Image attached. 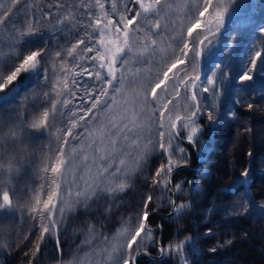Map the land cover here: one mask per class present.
Here are the masks:
<instances>
[{"label": "snow or ice", "instance_id": "obj_1", "mask_svg": "<svg viewBox=\"0 0 264 264\" xmlns=\"http://www.w3.org/2000/svg\"><path fill=\"white\" fill-rule=\"evenodd\" d=\"M12 2L15 6L19 0ZM228 5L232 11L224 0H55L45 5L39 19H26L20 28L9 27L11 8L0 13V26L13 35L9 51H0V102L14 100L31 84L47 89L18 102L23 114L13 108L0 115V220L26 212L40 233L39 252L45 236L59 233L78 206L87 207L104 195L115 201L129 187L125 181L150 160L160 161L152 170V185L169 189L174 168L187 159L183 141L199 143L198 121L216 120L215 105L202 99L209 92L218 96V81L229 77L223 68L219 76L202 75L197 62L221 46L225 16L232 15L240 0H228ZM65 29L80 37L70 46L55 39ZM258 31L264 34V26ZM233 43L224 41L222 50H231ZM253 47L254 42L249 53ZM258 70L264 71L261 51L246 55L231 80L244 86ZM45 134L50 144L38 173L43 183L21 188L17 177L28 148ZM248 176L245 170L237 182L246 183ZM175 188L181 190L179 184ZM153 202L145 194L118 235L104 237L101 264H138L141 247L147 254L146 242L153 241ZM170 203L177 214L188 207ZM88 231L99 238L94 226ZM212 235L207 228L204 236ZM191 244L186 237L161 247L160 254L171 253L175 264H187L183 250ZM73 264H82L81 259L74 258Z\"/></svg>", "mask_w": 264, "mask_h": 264}, {"label": "trees", "instance_id": "obj_2", "mask_svg": "<svg viewBox=\"0 0 264 264\" xmlns=\"http://www.w3.org/2000/svg\"><path fill=\"white\" fill-rule=\"evenodd\" d=\"M49 3L54 4L55 0H19L15 6L12 0H6V5L14 13L9 24L20 28L21 22L26 19L30 20L33 16L39 19L45 5ZM224 3L229 6L228 0H224ZM249 7L250 0H240V5L233 12H246ZM229 8L232 11V6ZM8 9L0 2V13ZM52 12L57 13L55 7ZM227 22L228 20L225 25ZM260 26H264V0H256V8L250 14L234 17L232 25L223 32L222 44L213 58L210 62H204V75L207 77L211 78L214 72L219 76L220 69L223 68L229 78L222 83L218 81L221 89L218 96L213 98V94L209 92L202 99L203 104L215 105V122L210 123L206 117L198 121L202 132L198 134L199 143L195 144L196 148L184 141L181 144V147L187 149V159L181 164L186 163L187 166L173 175L172 182L174 188L177 184L181 186L180 191L175 188L177 204H186L188 207L179 214L170 215L173 209L170 187L162 190L151 183L152 170L160 162L155 159L150 160L149 166L142 172L134 173L125 181L129 187L118 193L115 201L107 195L89 201L87 211L80 212L76 218L78 224L83 216L94 223L102 220L104 227L110 225V231L118 234L123 221L139 209L145 194L152 195L154 202L149 207L152 212L149 223L153 229V241H148L145 245L150 256L138 257V264H162L163 260L175 264L176 257L171 253L159 260L155 256L160 255L161 247L178 244L186 237L192 239V244L186 245L185 250L192 253L191 256L200 264L216 262L215 257H211L208 262L204 261L206 254L203 248L207 243H211L210 248L213 246L216 249L217 254L213 256L226 253L225 259L223 258L226 264L238 263L240 256L235 253L238 248L247 253L244 256L249 258V264H264V252L263 255L257 254L264 248V212L260 211L264 208V71L258 70L254 80L246 82L244 86L231 80L235 69L246 55L254 54L255 51L264 53V34L258 31ZM46 27L50 29L51 25ZM12 38L10 32L0 34V51L5 54L9 51L6 45ZM55 39L62 45L74 40L67 29L63 33H57ZM229 40L234 42L232 49L223 51V42ZM253 42L254 47L249 53V44ZM197 70L200 71V61L197 62ZM38 92L40 90L34 89L31 84L14 100L0 102V115L19 108L18 102L24 96ZM249 104L252 105L251 108L248 107ZM19 110L23 114V108ZM49 144L47 134L31 143L24 167L17 177L21 188L25 184L31 188L43 183L38 173L43 167V157L48 154ZM245 170L249 172L247 182L238 183V178ZM24 203L26 200L20 201L21 205ZM232 205H237V208H232ZM108 209L110 211H106ZM235 211L240 214L230 215ZM0 228V243L6 245L0 248V264H70L64 243L55 245L60 249L58 255H44L45 250L36 252L40 233L34 231L33 221L26 212L17 211L15 217L0 220ZM207 228L213 230L210 237L204 236ZM43 246L45 240L41 244L42 248ZM144 251L145 247H141L140 253ZM241 258L239 264H245L243 256ZM103 259L102 255L97 264H101Z\"/></svg>", "mask_w": 264, "mask_h": 264}, {"label": "rangeland", "instance_id": "obj_3", "mask_svg": "<svg viewBox=\"0 0 264 264\" xmlns=\"http://www.w3.org/2000/svg\"><path fill=\"white\" fill-rule=\"evenodd\" d=\"M0 2L2 3V5H4V8H11L10 6L6 5V0H0ZM66 3H73V0H66ZM226 5V4H225ZM6 11V10H5ZM55 11L57 12V9L55 8ZM70 11V9L68 10ZM66 11V12H68ZM65 11L62 13L63 15H68V13H66ZM175 19V17L173 18ZM229 19V15L226 14L225 16V22ZM12 25L9 24V27H11ZM177 30L180 29V24L176 25ZM185 32H186V27H185ZM214 30V29H213ZM8 31V29L4 28L3 26H0V34L4 35L6 34ZM81 35H83V33H81ZM173 35H175V33H173ZM79 36H75L72 34V39H74L73 41H70L67 45L70 46L71 44H74L76 42L77 39H79ZM223 41V39H222ZM222 44V43H221ZM163 46V45H162ZM174 47V46H173ZM220 47V46H219ZM219 47H216L212 50V52H210L208 54V56L205 58L204 62H210V60L213 58L214 54L216 53L217 49ZM205 66V65H204ZM166 70V67L165 69ZM199 71V70H198ZM34 86V89H39L40 91H44L45 89H41L39 87H37L35 84H32ZM47 90V89H46ZM145 143H147V140H145ZM129 163H131V161H129ZM88 206L87 207H77L76 210L72 213H70L64 220L63 225L61 226V229L59 231V233H54L51 237L49 236H45V246H43V248L41 247L39 253H41V250H45V252H43L44 255H46L47 253H51V254H56L58 255L60 252L59 246L55 247V245H57V240H59V244L64 243L67 246V250H66V254L69 258L70 264H73L74 262V258H79L81 259L82 264H97L98 262H100L101 260V256L102 254L100 253V249L102 247H106V245H103L101 242L103 241L104 237H116L118 234L112 233L110 230L111 227L110 225H108L107 227H104L101 224L102 220H99L97 222H92L90 219H88L87 217H82V219L80 220L79 224L78 221H76V218L78 217V214L80 212L85 213V211H87ZM107 215V214H106ZM96 221V220H95ZM89 225L94 226L96 229H98V239L94 238L92 235H90L89 231H88V227ZM91 240V243H85V241ZM116 242V241H115ZM180 244V243H178ZM209 246H211V243H207V245L204 246V253L206 254L204 261L206 260V262L209 261V259L211 257H215L216 262L213 264H226V262L224 261V257L226 256L224 254H219L217 256H213L214 254L216 255V251H211L212 247L210 248ZM187 248V246L184 247L183 250V254L185 255V257L187 258V264H200L197 261H195V257L191 256L192 253H188L187 250H185ZM48 249V251H47ZM236 250V255L240 256V259H238V263L242 260L241 256H243V262L245 264H249L248 260L249 258L247 256H244L245 253L244 250L242 249H235ZM237 252H241V254L239 255ZM264 252V248L262 247L260 252H258V255H263ZM261 253V254H260ZM162 256H155L156 260H159ZM224 258V259H223ZM223 260V261H222ZM248 261V262H247ZM167 261L163 260L162 264H169L166 263Z\"/></svg>", "mask_w": 264, "mask_h": 264}, {"label": "water", "instance_id": "obj_4", "mask_svg": "<svg viewBox=\"0 0 264 264\" xmlns=\"http://www.w3.org/2000/svg\"><path fill=\"white\" fill-rule=\"evenodd\" d=\"M255 8H256V0H250V7H249V10H248V11H246V12H241V11L233 12L232 15L229 16L228 22H227V24L225 25V30H223V32L226 31L227 29H229V27L232 25V22H233V19H234L235 16H237V15H246V14H250L251 12H253V11L255 10ZM200 71L202 72V75L205 74L204 59H203L202 62H200ZM184 142H187L186 139L184 140ZM187 143H188V142H187ZM192 146H193L194 148H196L195 145H192ZM185 166H187L186 163H182V164H180L178 167L174 168V170H173V172H172V174H171V183H170V186H169V187H170V189H171V191H172V193H173V201H175L176 204H177V191L175 190V188H174V186H173L172 177H173V175H174L178 170H180L181 168H184ZM195 168H196V167H195ZM174 213H175V212H174V208H173V209L171 210V212H170V215H172V214H174ZM143 253H144V252H143ZM143 253H140V254L138 255V257H140V256H142V255H145V254H143ZM146 255H148V252H147Z\"/></svg>", "mask_w": 264, "mask_h": 264}, {"label": "bare ground", "instance_id": "obj_5", "mask_svg": "<svg viewBox=\"0 0 264 264\" xmlns=\"http://www.w3.org/2000/svg\"><path fill=\"white\" fill-rule=\"evenodd\" d=\"M141 253H143V252H141ZM148 255L150 256V253L149 252H148ZM148 255H146V256H148ZM142 256H144V255H142ZM159 256H161V254Z\"/></svg>", "mask_w": 264, "mask_h": 264}]
</instances>
